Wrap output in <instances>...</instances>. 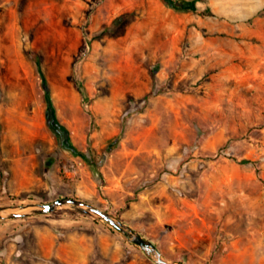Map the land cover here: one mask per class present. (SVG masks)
Instances as JSON below:
<instances>
[{
    "label": "rangeland",
    "instance_id": "rangeland-1",
    "mask_svg": "<svg viewBox=\"0 0 264 264\" xmlns=\"http://www.w3.org/2000/svg\"><path fill=\"white\" fill-rule=\"evenodd\" d=\"M174 1L0 0V206L72 197L176 264H264V0ZM0 264L155 263L57 210L0 219Z\"/></svg>",
    "mask_w": 264,
    "mask_h": 264
},
{
    "label": "water",
    "instance_id": "water-1",
    "mask_svg": "<svg viewBox=\"0 0 264 264\" xmlns=\"http://www.w3.org/2000/svg\"><path fill=\"white\" fill-rule=\"evenodd\" d=\"M57 210L75 212L106 223L111 228L126 236L132 244L139 247L155 264H176L167 260L151 241L143 238L112 214L72 197H59L48 203L27 206H0V219H17L46 215Z\"/></svg>",
    "mask_w": 264,
    "mask_h": 264
},
{
    "label": "trees",
    "instance_id": "trees-1",
    "mask_svg": "<svg viewBox=\"0 0 264 264\" xmlns=\"http://www.w3.org/2000/svg\"><path fill=\"white\" fill-rule=\"evenodd\" d=\"M163 1H164L166 6H168L169 8H172L174 10L183 11V10H192L193 9V7L189 4L188 5L187 4H185V5L181 4L180 5L179 3H176L174 0H163ZM35 63H36L37 68H38L40 83H41V87L43 89L44 102L46 104V119H47L50 127L52 128V130L55 131L59 135L60 146L65 150L71 151L75 155H81L82 153L77 151L76 148L72 145L67 129L62 124H60V122L56 118L55 109H54V106L52 104V100H51V96H50L49 86H48L47 80H46V78H45V76L41 70L40 61L38 58H35Z\"/></svg>",
    "mask_w": 264,
    "mask_h": 264
},
{
    "label": "crops",
    "instance_id": "crops-1",
    "mask_svg": "<svg viewBox=\"0 0 264 264\" xmlns=\"http://www.w3.org/2000/svg\"><path fill=\"white\" fill-rule=\"evenodd\" d=\"M260 8H261V0H254L253 11H257Z\"/></svg>",
    "mask_w": 264,
    "mask_h": 264
}]
</instances>
